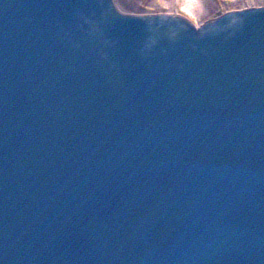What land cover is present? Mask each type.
I'll use <instances>...</instances> for the list:
<instances>
[{"label": "water", "instance_id": "1", "mask_svg": "<svg viewBox=\"0 0 264 264\" xmlns=\"http://www.w3.org/2000/svg\"><path fill=\"white\" fill-rule=\"evenodd\" d=\"M0 264H264V7L0 0Z\"/></svg>", "mask_w": 264, "mask_h": 264}, {"label": "rangeland", "instance_id": "2", "mask_svg": "<svg viewBox=\"0 0 264 264\" xmlns=\"http://www.w3.org/2000/svg\"><path fill=\"white\" fill-rule=\"evenodd\" d=\"M114 2L125 14L178 15L186 17L196 26L229 12L264 7V0H199L198 9L192 12L185 8V0H114Z\"/></svg>", "mask_w": 264, "mask_h": 264}, {"label": "bare ground", "instance_id": "3", "mask_svg": "<svg viewBox=\"0 0 264 264\" xmlns=\"http://www.w3.org/2000/svg\"><path fill=\"white\" fill-rule=\"evenodd\" d=\"M185 8L190 11H195L199 7V0H185Z\"/></svg>", "mask_w": 264, "mask_h": 264}]
</instances>
